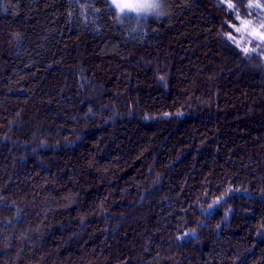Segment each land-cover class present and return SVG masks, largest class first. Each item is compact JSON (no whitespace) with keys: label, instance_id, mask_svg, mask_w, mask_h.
Returning a JSON list of instances; mask_svg holds the SVG:
<instances>
[{"label":"trees","instance_id":"trees-1","mask_svg":"<svg viewBox=\"0 0 264 264\" xmlns=\"http://www.w3.org/2000/svg\"><path fill=\"white\" fill-rule=\"evenodd\" d=\"M13 3L20 9L16 15L11 10L0 14V135L8 136L9 120L17 112L23 114L22 125L13 128L11 135L24 143L36 124L47 125L50 132L72 128V122L63 118L69 114L67 109L84 110V97L75 87L72 71L77 65L104 85L105 101H113L112 93L117 92L129 103L138 100L153 110L191 97L206 102L197 103L188 114L194 118L183 121L145 126L126 119L114 127L90 123L83 142L72 151L33 155L30 148L13 146L10 140L0 143V196L7 198L0 201V264H78L85 254L103 257V264H141L150 258L141 254L144 237L155 233L159 246L172 230L169 226L181 219L158 200L182 192L188 201L204 179L222 178L228 172L233 179H256L240 165L255 160L259 169L264 159V68L249 65L235 50H224L210 39L207 30L214 32L221 23L210 0H191L192 10H184L171 25H154L156 34L143 42L124 39L119 25L99 33L91 26L68 25L62 16L54 15L63 11L67 0ZM14 28L28 37L25 56H15L7 47V34ZM48 28L53 31L41 46ZM142 57L170 61L168 96L156 85L152 68L140 63ZM153 164L166 170L167 179L162 192L149 197L150 206H141L138 188ZM182 183L190 184L191 190L182 189ZM21 196L30 203L20 217L12 219L15 209L8 202ZM45 197L53 204L72 199L75 203L43 218L36 205ZM253 205L248 208L247 201L241 205L244 215H237L230 230H225L239 235L228 234L225 239L229 246L252 245L255 255L247 264H264V243L253 239L250 227L264 218V204L254 201ZM80 215L87 217L82 232ZM41 219L42 236L33 233L31 240L17 239ZM6 233L11 234L7 248L3 246ZM212 251L206 246L201 256L199 250H189L191 259L186 264H202Z\"/></svg>","mask_w":264,"mask_h":264},{"label":"clouds","instance_id":"clouds-1","mask_svg":"<svg viewBox=\"0 0 264 264\" xmlns=\"http://www.w3.org/2000/svg\"><path fill=\"white\" fill-rule=\"evenodd\" d=\"M211 10L219 13L221 23L215 31L207 30L210 39L215 40L224 50H235L243 61L257 68H264V0H210ZM191 0H106L99 3L98 0H67V5L62 12L54 15L62 16L65 22L72 26L78 24L81 28L91 26L94 32H101L107 26L119 25L124 39H135L143 42L150 34H156L153 27L158 24H173L184 10H192ZM11 10L16 15L20 9L13 0H0V14H8ZM107 18L106 23H101L102 18ZM53 29L48 28L46 34L41 37V46ZM28 40L26 33L14 28L7 34V47L15 56L27 54L25 44ZM109 51H116L110 48ZM140 63L152 68L154 81L165 96L169 95V82L171 70L168 67L170 61L164 59L141 58ZM75 87L84 97V110L67 109L68 115L63 117L70 120L73 127L66 129L60 127L50 132L47 125L36 124L30 132L27 143L22 140L12 139L11 130L22 125L23 114L17 112L9 120L8 136L0 135V143L10 140L13 146L30 148L33 155L40 152H61L75 150L83 142V133L90 123L98 122L106 127H114L123 120H139L145 126L153 125L161 121H183L190 117L188 114L197 103H205L201 97L186 98L171 106H163L157 110L143 107L138 100L129 103L121 93L113 92V101H105L103 94L105 87L94 76H90L87 69L77 65L73 70ZM213 82L212 77H207ZM191 91V89H189ZM77 100L80 97L76 98ZM215 101V96L212 97ZM75 103L76 101H71ZM62 106L67 108V102L62 101ZM70 132V135L64 133ZM21 160V163H24ZM171 167V162H169ZM242 171L249 177L255 176L251 181L248 178H232L228 172L218 179L206 178L200 184L199 190L193 192L192 198L184 200L183 193H170L157 202L169 212L178 214L181 219L175 225H170L171 231H167L164 242L157 245L154 241L155 233L147 234L142 243V255L150 258L143 260L141 264H186L191 259L189 250H199L204 255L205 247L213 249L209 258L202 264H247L250 256L255 255L252 245L240 243L229 246L225 236L237 233H226L230 230L231 222L237 215H244L241 205L247 201V207H254L253 202L264 204V159L260 168L256 169L255 160H246L241 165ZM253 169H256L255 171ZM166 170L157 168L153 164L147 170V180L140 185L138 192L140 197L137 204L150 206L149 197L162 192L167 179ZM190 184H181V188ZM7 200L0 196V201ZM29 201L21 196L19 200H10L8 207L14 208L12 219L21 216ZM69 203H75V199L65 203H50L45 197L36 205L38 214L46 218L49 213L58 208H66ZM100 211L106 212L103 206ZM250 220L252 217H248ZM87 217L80 215V231L86 229ZM164 219H168L167 216ZM163 226V221H161ZM118 227V226H117ZM252 237L259 243H264V218L257 219L250 225ZM116 231V228L112 229ZM43 219L36 223L35 227H29L21 231L17 236L20 241L31 240L33 233L43 235ZM11 234H5L4 247L10 246ZM78 264H103V257L85 254Z\"/></svg>","mask_w":264,"mask_h":264}]
</instances>
